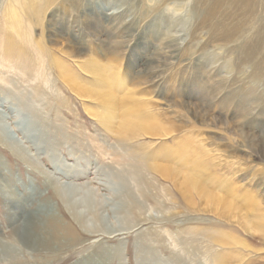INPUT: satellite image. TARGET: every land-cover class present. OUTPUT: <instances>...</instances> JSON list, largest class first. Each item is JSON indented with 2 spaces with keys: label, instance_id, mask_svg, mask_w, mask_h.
<instances>
[{
  "label": "rangeland",
  "instance_id": "obj_1",
  "mask_svg": "<svg viewBox=\"0 0 264 264\" xmlns=\"http://www.w3.org/2000/svg\"><path fill=\"white\" fill-rule=\"evenodd\" d=\"M44 2L31 32L19 13L28 34L10 40L17 49H2L9 42L0 32V264H264L263 238L171 176L126 161L176 165L218 194L230 188L257 201L264 216V80L252 81V64L241 61L225 70L242 56L235 38L227 42L213 27L258 32L264 0H250L247 15L241 0ZM208 13L215 18L203 23ZM8 17L0 11V27ZM89 56L107 67L117 98L135 96L138 115L159 122L156 135L118 140L92 114L104 106L72 91L51 61L80 83H97L80 68ZM39 60L44 77L34 79ZM40 206L50 213L35 215ZM29 214L42 239L35 249L14 236Z\"/></svg>",
  "mask_w": 264,
  "mask_h": 264
},
{
  "label": "bare ground",
  "instance_id": "obj_2",
  "mask_svg": "<svg viewBox=\"0 0 264 264\" xmlns=\"http://www.w3.org/2000/svg\"><path fill=\"white\" fill-rule=\"evenodd\" d=\"M249 1L250 0H241L240 3L245 5V8L242 9V12L245 15L251 12ZM44 5V0H7L6 5L3 6L0 11L4 18L9 16L8 18H10V20L9 23L4 20L3 25L0 27V32L4 29V33L8 36H6V41L9 42V44H7L8 46H1L2 49H17L16 47L11 48L10 40L23 39V37L28 34V32H24V25L21 22L20 15L22 14L26 18L25 25L28 28V31L30 30L31 32L34 25L40 22L43 18ZM214 18L213 14L208 13L206 18H204L203 23L212 21ZM219 18L224 22L229 21L228 19L230 16L224 14L221 17L219 16ZM213 27L223 32L221 37L223 40L228 42L235 38V42L238 43L236 50H238L239 56H242V60L239 58L236 61H227L225 63V70L232 73L235 67L239 65V61H241L245 64H252L253 72L249 75L252 81L260 79L264 80V25L260 26L256 33L249 32L248 28L244 29L239 24H235L231 28L229 25H224V23L218 22V24H214ZM24 39L26 40V38ZM27 42L28 41L26 40L25 43ZM38 43L34 48L38 52V55L42 56L44 55V49ZM15 55L21 57L18 52H16ZM256 58H259V60ZM51 61L55 65L60 78H62L72 91L83 99L92 100L104 106L105 111H93L92 114L111 134L117 137L118 140L120 137L124 136V134L134 135L142 131L153 136L161 129L162 126L158 124L159 122L156 123V121L153 120H143L140 115H138L137 110L141 105L138 103V99L135 96H124L119 99L114 95V87L109 81L112 75H109L107 67L100 65L95 58L89 56V58L86 59V63L80 66L82 70L92 76L97 82L90 84L78 82L77 78H75L66 66L61 65L59 60L52 58ZM38 62L37 66L39 67V72L33 69L31 70L34 79L44 77L42 73L40 74V70L42 71L43 68V62L40 60ZM254 91L255 90L252 87L248 89L247 95L250 100L253 99V97L255 98ZM124 101H127V104ZM118 140L115 139L114 143L117 144ZM262 143H264V136ZM116 156L120 158V155ZM130 160L134 161V166H137V168L141 167L146 170L156 171L166 178L171 176L175 185L177 184L181 189H184L188 193L191 190L196 191L206 207H211L214 213L221 217V215L224 214H222V212L225 211V213L229 214L228 216H225L227 219L228 217L230 220L235 219L248 234L264 239V216L259 213L260 204L257 201L245 197L238 198L230 188L226 189L223 195L218 194L216 191L212 190V185L209 183L210 181L202 180L193 173H185L181 169L179 170L178 167H175L176 165L156 163V158L135 155L129 157V159L127 158L126 161ZM238 199L240 200L238 201ZM67 201L73 209L78 208L77 202L72 196ZM22 206L21 203L15 201L14 207L16 210H19ZM219 208L223 211L220 212ZM38 212L39 213H35V215H46L47 213H50L48 207L45 206H40ZM75 216L82 219L78 216V212L75 213ZM32 218L34 217L30 214L25 217L20 216L18 218L20 223L14 231V236L23 245L31 246V248L35 249L37 244L41 243L42 239L38 236L40 232H38V235H35L33 232V230L37 229L36 227L38 225L36 224L37 221L34 223L32 222ZM219 233L220 232H213L211 233V237L220 239L224 238ZM3 250L6 251L5 248L2 249V251Z\"/></svg>",
  "mask_w": 264,
  "mask_h": 264
}]
</instances>
